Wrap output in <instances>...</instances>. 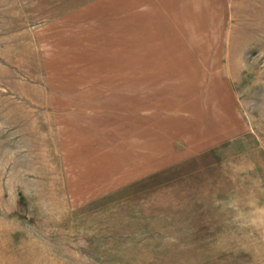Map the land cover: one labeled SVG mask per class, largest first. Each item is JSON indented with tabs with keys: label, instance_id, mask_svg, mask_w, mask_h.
Wrapping results in <instances>:
<instances>
[{
	"label": "rangeland",
	"instance_id": "obj_1",
	"mask_svg": "<svg viewBox=\"0 0 264 264\" xmlns=\"http://www.w3.org/2000/svg\"><path fill=\"white\" fill-rule=\"evenodd\" d=\"M0 264H264V0H0Z\"/></svg>",
	"mask_w": 264,
	"mask_h": 264
}]
</instances>
